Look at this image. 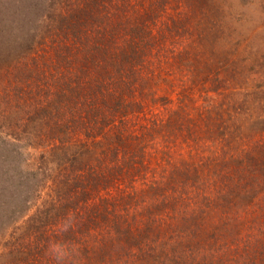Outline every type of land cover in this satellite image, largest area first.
Wrapping results in <instances>:
<instances>
[{"label":"trees","instance_id":"1","mask_svg":"<svg viewBox=\"0 0 264 264\" xmlns=\"http://www.w3.org/2000/svg\"><path fill=\"white\" fill-rule=\"evenodd\" d=\"M194 5L0 0V255L7 264L89 258L105 249L98 237L105 229L125 252L167 249L158 233L164 216L149 211V201L121 227L122 206L137 191L120 185L142 165L157 131L141 102L157 96L156 69L172 51L181 71L198 62L186 46L175 47L177 37L200 32L199 21L186 19ZM254 162L251 172L264 175L263 159ZM46 189L54 193L47 206Z\"/></svg>","mask_w":264,"mask_h":264},{"label":"rangeland","instance_id":"2","mask_svg":"<svg viewBox=\"0 0 264 264\" xmlns=\"http://www.w3.org/2000/svg\"><path fill=\"white\" fill-rule=\"evenodd\" d=\"M193 1L195 12L186 19L199 21L200 32L177 37L175 47L186 46L198 62L181 71L172 51L156 69L155 102L142 97L141 102L157 131L148 137L142 165L120 185L137 191L122 206L121 227L132 225L127 215L149 201V211L164 216L158 233L169 240L167 249L134 246L125 252L105 229L98 234L105 249L63 264H260L264 259V175L251 172L254 161H264V0ZM53 195L45 190V206ZM7 260L0 255V264Z\"/></svg>","mask_w":264,"mask_h":264}]
</instances>
